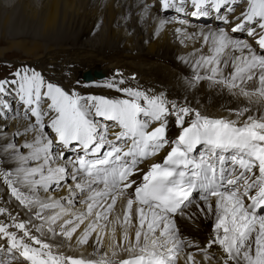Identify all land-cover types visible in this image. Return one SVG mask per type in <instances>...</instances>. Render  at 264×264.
<instances>
[{
    "label": "snow or ice",
    "instance_id": "1",
    "mask_svg": "<svg viewBox=\"0 0 264 264\" xmlns=\"http://www.w3.org/2000/svg\"><path fill=\"white\" fill-rule=\"evenodd\" d=\"M156 2L228 25L199 33V54L184 60L189 86L207 82L250 106L213 117L123 87L119 72L104 87L121 95L109 98L15 67L0 78V264H198L191 248L205 261L218 250L221 264H264V0ZM169 23L158 18L154 34ZM197 216L211 221L203 246L178 224ZM74 237L93 241L90 257L61 250Z\"/></svg>",
    "mask_w": 264,
    "mask_h": 264
},
{
    "label": "bare ground",
    "instance_id": "2",
    "mask_svg": "<svg viewBox=\"0 0 264 264\" xmlns=\"http://www.w3.org/2000/svg\"><path fill=\"white\" fill-rule=\"evenodd\" d=\"M143 5L151 6L152 3L149 0H0V42L6 45L0 48V56L17 51L31 57V63L43 62L45 67L36 69L60 85L68 80L74 67L106 74L115 68L124 69L128 75H136V79H128L123 87L140 88L149 94L163 93L170 101L188 104L213 117L229 116L228 109L250 106L246 100L233 97L226 90L208 87L207 82L189 86L193 73L184 60H190L194 53L199 54L202 48L199 33L213 28L193 24L190 29L185 21L176 22L166 16L170 23L155 35V24L165 14L157 12V7L148 8L144 14ZM131 9L132 19L126 16ZM178 28L183 32L178 33ZM90 33L94 35L89 38ZM232 35L244 38L238 33ZM69 50L81 58H73ZM54 66L60 67L61 72H52L49 67ZM76 71L73 69L72 74ZM14 123L10 120L4 127L14 133ZM170 129L173 135L175 130L171 126ZM3 195L0 185V196ZM117 208H120L119 203ZM178 224L181 232L203 235L205 242L211 221L197 216L192 220L178 218ZM119 237L118 230L117 240ZM108 244L109 239L105 237L100 251H108ZM90 245L77 246L74 237L71 246L65 243L61 250L68 255L90 257L95 247L93 241ZM196 255L198 264H204V257H200L203 254ZM217 263L219 261L209 264ZM177 264H186V256H181Z\"/></svg>",
    "mask_w": 264,
    "mask_h": 264
},
{
    "label": "rangeland",
    "instance_id": "3",
    "mask_svg": "<svg viewBox=\"0 0 264 264\" xmlns=\"http://www.w3.org/2000/svg\"><path fill=\"white\" fill-rule=\"evenodd\" d=\"M132 11V10H131ZM127 17H129L130 19H132V18H134V16L132 15V12H129L127 15H126ZM165 16H167V15H165ZM168 17V16H167ZM188 27L190 28V29H193V27H192V25H188ZM138 26L137 27H135V30H138ZM129 34L130 35H132L133 34V31H129ZM173 34H175V32H173ZM94 35V33H90L89 34V38L90 37H92ZM37 40V39H36ZM176 42V41H175ZM71 45H72V43H70ZM6 45L5 44H2L1 42H0V48L1 47H5ZM69 53H71L70 52V50H69ZM7 54V55H6ZM20 53L19 52H17V51H11V52H7V53H5V55L4 56H0V78H3V77H5V76H7V75H9V73H5V72H3L2 71V68H3V64H12V67L10 68V69H15V67H17V64L18 63H20V62H30L31 61V57H29V56H24V55H19ZM71 56H73V58H75V59H77L78 57H80V55H73L72 53H71ZM81 58V57H80ZM27 60V61H26ZM4 62V63H3ZM7 62V63H6ZM27 64H30V66H32V67H34L35 69L36 68H44L45 67V65H44V63L42 62H39V63H27ZM5 68H8V67H5ZM50 68V70L52 71V72H54V73H60L61 71V68L60 67H49ZM77 67H74V70H78V69H76ZM9 69V70H10ZM80 69V68H79ZM81 70V69H80ZM69 75V74H68ZM94 89V88H93ZM95 94H99V93H95ZM211 253V252H210ZM203 255H200V257H202ZM215 256V255H214ZM211 261H218V259L216 258V260H215V258H213V259H208L207 261H205V259L203 260V263L204 264H209V263H211Z\"/></svg>",
    "mask_w": 264,
    "mask_h": 264
},
{
    "label": "water",
    "instance_id": "4",
    "mask_svg": "<svg viewBox=\"0 0 264 264\" xmlns=\"http://www.w3.org/2000/svg\"><path fill=\"white\" fill-rule=\"evenodd\" d=\"M94 74V77H97V75L98 76H102V74L101 73H93ZM93 78V76L91 77L90 76V73H86L85 75H84V80H86V81H88L89 79H92Z\"/></svg>",
    "mask_w": 264,
    "mask_h": 264
}]
</instances>
